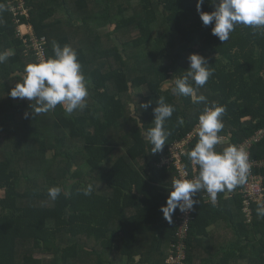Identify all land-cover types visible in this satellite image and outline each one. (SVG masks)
<instances>
[{"label": "trees", "instance_id": "1", "mask_svg": "<svg viewBox=\"0 0 264 264\" xmlns=\"http://www.w3.org/2000/svg\"><path fill=\"white\" fill-rule=\"evenodd\" d=\"M8 1L0 0V51L14 50L0 64V264H167L178 209L169 223L161 206L174 171L156 163L194 128L204 105L164 86L188 69L189 54L204 56L214 71L197 94L226 108L219 133L226 140L216 150L238 145L264 128V32L237 25L223 43L203 25L197 0H136L132 13L128 0H24L29 17L19 15L20 23L44 39L46 58L53 40L71 45L89 92L83 111L68 116L58 105L32 117L30 102L9 94L38 59L27 30L26 43L16 34ZM213 9L208 0L201 6ZM160 95L175 111L163 150L153 154L144 130L153 126ZM149 100L148 109L140 107ZM197 141L196 133L188 151ZM117 147L121 153L107 165ZM251 157L264 159V136ZM89 183L95 190L85 196L78 189ZM49 186L69 194L51 201ZM240 187L219 193L216 205L195 195L180 264H264V217L254 203L245 222ZM219 219L232 237L214 245L209 227Z\"/></svg>", "mask_w": 264, "mask_h": 264}, {"label": "clouds", "instance_id": "2", "mask_svg": "<svg viewBox=\"0 0 264 264\" xmlns=\"http://www.w3.org/2000/svg\"><path fill=\"white\" fill-rule=\"evenodd\" d=\"M208 2L214 5L212 11L201 10L205 0H197L196 9L203 25H212V35L218 37L221 42L229 39L237 25L264 32V0ZM2 10L4 5L0 4V11ZM51 47L52 56L24 66L21 81L16 83L9 93L13 99H26L30 102L32 117L34 114L54 111L58 105L68 116L74 111H83L88 107V84L76 50L69 44L61 46L55 40L52 41ZM11 54L9 51H0V64ZM188 60V69L174 79V86L165 85V90L170 87L172 95L190 97L194 104L204 105L198 115V141L185 153L198 172L193 179H188L185 174L172 179L166 204L161 206L163 216L169 223L177 209L186 213L193 208L197 203L193 197L197 193L206 192L210 202L215 205L218 193L232 192L238 186L244 185L250 171L247 153L238 145L228 144L222 150H216V146L223 143V137L219 133L224 127L223 116L226 108L214 101L210 102L203 94H197V90L207 84L214 69L207 59L198 53L189 54ZM151 103L149 100L141 103L140 107L146 110ZM134 111L135 105L132 106V115ZM174 111V106L160 95L153 108V126L144 130V139L151 146V153L163 150L169 136L165 123ZM178 123L183 125V118H178ZM94 190L91 183L78 189L85 196L91 195ZM61 194L67 196L69 193L61 186H49L47 189L51 201H55ZM257 215L264 217V201H257Z\"/></svg>", "mask_w": 264, "mask_h": 264}, {"label": "built area", "instance_id": "3", "mask_svg": "<svg viewBox=\"0 0 264 264\" xmlns=\"http://www.w3.org/2000/svg\"><path fill=\"white\" fill-rule=\"evenodd\" d=\"M8 3L10 5L9 9L13 14V19L16 21V23H18L16 28L17 35L22 37L23 41L26 43L27 38L24 36V32L25 30H27L31 38L30 40L32 46L36 50L37 59H46L42 46V42L44 39L41 38L40 40H38L34 36L33 28L30 23H20L19 15H24L27 18L29 17L28 9L25 6V1L9 0ZM35 44H37V47L35 46ZM197 127L198 123L185 136L172 141L168 145L167 153L161 157V159L156 163V166L172 169L174 171L173 178H176L181 174H185L188 179H193L197 175L198 169L190 161L185 160V153L188 151L190 141L197 133ZM263 136L264 128H261L256 131L253 136L247 137L242 142L238 143V146L247 153L248 163L250 165V171L247 181L239 188V192L241 195V210L244 215L245 222H249L252 218V204L257 203L258 200L264 201V177L261 173V168L264 167V159L258 160L251 157V147ZM223 139L226 140V138ZM201 193L204 202L212 204L210 202L208 194L204 191H201ZM218 201L219 193L217 194V201L215 205L218 204ZM192 209L186 213H182L178 210V214L175 219V222L177 224V230L175 232L177 242L171 244V248L169 249V254L166 259L167 264H180L185 258L186 252L182 240L186 237L189 223L193 218L191 214Z\"/></svg>", "mask_w": 264, "mask_h": 264}, {"label": "crops", "instance_id": "4", "mask_svg": "<svg viewBox=\"0 0 264 264\" xmlns=\"http://www.w3.org/2000/svg\"><path fill=\"white\" fill-rule=\"evenodd\" d=\"M120 153H121V149L120 147H117L114 153L105 160L107 165H111ZM209 229H212L213 231V238L211 240L215 242L214 245H216V243L225 241L226 239H229L230 237H232V232L227 227V224L224 220H221V219L217 220V222L211 225ZM214 250L215 248H213L212 251Z\"/></svg>", "mask_w": 264, "mask_h": 264}, {"label": "rangeland", "instance_id": "5", "mask_svg": "<svg viewBox=\"0 0 264 264\" xmlns=\"http://www.w3.org/2000/svg\"><path fill=\"white\" fill-rule=\"evenodd\" d=\"M125 6L128 8V11H129V13H132V12H134L135 11V9L138 7L137 5H136V0H128V1H126L125 2ZM112 29H113V27H112ZM82 33V32H81ZM102 33H103V31H102ZM101 33V34H102ZM16 34H17V32H16ZM135 34V32H133L132 31V35H134ZM120 35V34H119ZM122 36V35H121ZM128 37V36H127ZM129 37H130V35H129ZM132 37V36H131ZM123 39H124V37H122ZM103 40H104V43L103 44H108V40L107 39H105V38H103ZM35 46L37 47V44H35ZM14 50L12 49V48H10L9 49V52L10 53H12ZM165 85H169V82L167 83V84H165ZM165 87V86H164ZM137 91H140V90H137ZM141 92H143V91H141ZM224 140V139H223ZM49 155V154H48ZM36 256H39V257H43L44 255H41V254H38V255H36ZM120 264H124L125 263V259H123V258H121L120 260Z\"/></svg>", "mask_w": 264, "mask_h": 264}]
</instances>
